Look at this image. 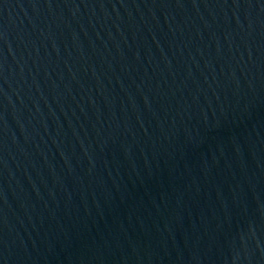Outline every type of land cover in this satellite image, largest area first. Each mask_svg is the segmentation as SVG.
Segmentation results:
<instances>
[{"label":"water","instance_id":"obj_1","mask_svg":"<svg viewBox=\"0 0 264 264\" xmlns=\"http://www.w3.org/2000/svg\"><path fill=\"white\" fill-rule=\"evenodd\" d=\"M0 264H264V0H0Z\"/></svg>","mask_w":264,"mask_h":264}]
</instances>
